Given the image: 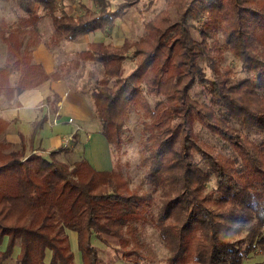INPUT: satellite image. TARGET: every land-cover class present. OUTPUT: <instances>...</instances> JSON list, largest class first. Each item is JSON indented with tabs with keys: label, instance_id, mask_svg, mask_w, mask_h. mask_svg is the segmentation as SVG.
I'll use <instances>...</instances> for the list:
<instances>
[{
	"label": "trees",
	"instance_id": "1",
	"mask_svg": "<svg viewBox=\"0 0 264 264\" xmlns=\"http://www.w3.org/2000/svg\"><path fill=\"white\" fill-rule=\"evenodd\" d=\"M1 1H12L21 13L13 26L0 20V37L16 57L1 70L21 72L18 93L49 78L20 54L26 37L43 32V21L51 22L44 44L56 56L59 46L92 31L105 33L143 1L142 15L155 3L122 0L111 10V0H91L93 11L72 15L59 0ZM165 3L138 39L90 42L53 75L89 97L99 131L116 152L123 147L130 108H139L148 142L142 185L152 192L131 188L120 169L99 171L85 159L69 164L61 151L26 156L23 142L15 146L0 139V243L8 238L0 264L16 246L14 264H77L67 231L77 234L82 264H104L93 242L111 247L104 237L117 241L114 250L122 259L139 264L131 256L143 257L138 225L148 214L168 250L167 264H243L258 249L264 255V0ZM19 36L23 39L15 42ZM227 51L250 74L237 83L232 67L221 65ZM128 58L135 62L126 74ZM196 84L208 102L191 97ZM45 122L39 120L34 133ZM197 124L216 142L206 141ZM7 126L0 119V137ZM155 195L158 212L152 213Z\"/></svg>",
	"mask_w": 264,
	"mask_h": 264
},
{
	"label": "rangeland",
	"instance_id": "2",
	"mask_svg": "<svg viewBox=\"0 0 264 264\" xmlns=\"http://www.w3.org/2000/svg\"><path fill=\"white\" fill-rule=\"evenodd\" d=\"M59 1H60V5H62L65 8V11L72 15H79L84 13L86 10L93 11L95 9V6L91 0H59ZM121 1L122 0H111L110 9L115 10ZM146 2L147 1H143V3L140 4L139 6L130 9L124 18L116 20L115 26L113 28L107 29L105 33L99 31H92L90 34L84 36L82 39L59 46V48L56 51L57 52L56 56H53L56 62V68H57L56 71L59 72L63 71L64 68L62 66H68L69 62L73 58L72 55L73 52L78 53L84 50L87 47L88 42L90 43L94 41V42H104L112 45H120L126 39L129 40L138 39V37L141 36L144 32V24L148 20L152 19L155 15H157L161 10L166 8L165 0H155L152 9L142 15L140 14L139 10ZM169 10L171 11L172 14H174L173 9H169ZM1 13L2 12L0 11V14ZM3 14H5L4 20L6 22H8L9 24L12 23L14 24L17 16H19L18 14L21 13L16 10V5L12 1H10L7 3V11L2 13V15ZM50 23L51 22L49 20H45L42 22L41 26H42V30L43 29L44 30L42 33L40 32L39 36L26 37L27 39L25 40V44L21 48V53H20L21 57L26 56L27 58L30 59L31 53L33 52V50L36 49L37 45L39 44L41 45V43H44L45 40L49 37V35H51L52 28ZM191 23L194 24L195 27L198 26V23L196 21H192ZM91 27L93 28V25H91ZM191 31L193 36L199 39V34L197 29L192 28ZM18 38L20 40L23 39L22 36L15 37V42L19 41ZM0 52H3L4 55L6 56L5 59L1 57L2 58L0 60L1 66H4L7 63V60L10 61V63L15 61L16 57L14 53L8 50V44L3 42L1 37H0ZM16 54L20 56L19 53L16 52ZM223 58L224 61L221 63L222 67H226V66L232 67V69L236 72V76L233 80V83H237L250 75L242 67V63L239 61L238 57L232 54L231 52L229 51L225 52L223 54ZM26 61H28V59H26ZM134 62H135L134 60L128 58L127 62L125 63L126 74H128L130 70L133 68ZM23 63H24V59L23 61H21V66ZM201 65L204 71L208 75H210L212 70L210 68L209 61L207 58H203L201 60ZM91 67L93 66L87 65V67L85 68L87 70H90ZM190 95L192 98L197 99L200 102L202 101L208 102L209 100L206 91L200 84H196L192 88ZM84 97L88 100L90 104V110L93 114L89 97L88 96H84ZM144 122L145 119L143 118L139 108L137 106H132L128 112L125 121V131L123 134V147L121 152H116L114 148L109 145L111 158L113 161V169H120V171L124 173L127 180L129 181L130 187L136 188L140 193L144 191L152 192V188H150V186L142 185L143 176L145 174V168L142 167L141 162L142 159L147 155L146 146L148 145V142L146 140V135L143 130ZM94 124H97L99 127V123L96 119L94 121ZM196 130L201 132L203 138L209 143L216 142V139H214L211 136L210 132L206 128H203L199 124H197ZM79 131L76 130L75 127L74 132L70 134L73 137L70 148L64 147L63 148L64 154L60 156L62 160L67 161L69 164H72L74 161L77 160L86 159V156L84 155L83 146H80L79 144L78 147L80 148L78 150H77L78 147L76 148L78 142V139L76 137H77V132ZM242 132L243 133L249 132L250 133L249 135L254 141L260 142L263 139L262 136L256 134L255 132L248 131L246 129H242ZM65 151H67L69 154H67ZM213 184L214 182H211L209 184L208 189H211ZM154 201H155V205H153L149 210L152 213H157L158 212V207L156 205L158 203L157 195H155ZM150 216L151 215L148 214L145 221L138 225L139 228L138 237L141 242V247L139 248V251L141 252L143 257H138L135 254H133L131 258L136 257V260L138 261L139 264H167L168 250L163 240L161 239L158 231L153 226ZM67 233L70 238V246H71V250L74 253L75 262L77 264H82L81 254L80 251L78 250L77 242H76L77 235L74 232L67 231ZM72 233L74 236L72 235ZM104 238L108 240V242L111 244V247L102 243L98 239L93 240L95 246L100 251V256L104 264H135L134 262L130 260H126L125 258L122 259L119 256V254L116 253V251L114 250V248L117 247L116 240L108 237H104ZM7 245H8V240L3 241L2 245L0 246V252L5 251L7 249ZM13 252L15 253V250ZM50 256H51V252L48 251L46 256V262L49 261ZM14 263H15V254H12L11 258H9L4 264H14ZM243 264H264V255L261 252V250L258 249L255 253L251 254L244 261Z\"/></svg>",
	"mask_w": 264,
	"mask_h": 264
},
{
	"label": "crops",
	"instance_id": "3",
	"mask_svg": "<svg viewBox=\"0 0 264 264\" xmlns=\"http://www.w3.org/2000/svg\"><path fill=\"white\" fill-rule=\"evenodd\" d=\"M7 3L0 0L2 13L7 11ZM2 13L0 20L5 17ZM1 57L6 58L3 52H0V60ZM30 59L31 64L41 65L49 78L22 93L17 92L21 72L13 70L8 74L2 72L0 65V119L8 124L0 139L15 146L23 142L26 146V156L32 153L61 151L60 157L64 154V139L75 130V125L68 122L69 118H74L75 123L82 128L77 132L76 148L79 144L83 146L85 160L96 170H112L109 143L100 133L98 125L94 124L95 119L88 100L83 95L73 92L65 80L53 78L57 70L55 58L44 43L37 45ZM43 117L46 118V122L34 133L35 124ZM7 240V237L3 238V241ZM14 250L16 258L20 247L16 246Z\"/></svg>",
	"mask_w": 264,
	"mask_h": 264
},
{
	"label": "built area",
	"instance_id": "4",
	"mask_svg": "<svg viewBox=\"0 0 264 264\" xmlns=\"http://www.w3.org/2000/svg\"><path fill=\"white\" fill-rule=\"evenodd\" d=\"M70 123H73V124H75V127H76V130H80L81 128H80V126L78 125V124H76L75 123V120L73 119V118H69V120H68ZM54 123H56V122H54ZM72 136L70 135V136H67L65 139H64V145H65V148H70V146H71V142H72Z\"/></svg>",
	"mask_w": 264,
	"mask_h": 264
}]
</instances>
